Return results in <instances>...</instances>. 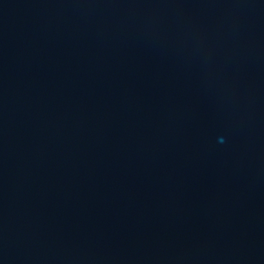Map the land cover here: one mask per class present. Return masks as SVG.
Returning <instances> with one entry per match:
<instances>
[{
  "label": "water",
  "instance_id": "water-1",
  "mask_svg": "<svg viewBox=\"0 0 264 264\" xmlns=\"http://www.w3.org/2000/svg\"><path fill=\"white\" fill-rule=\"evenodd\" d=\"M0 264H264V0H0Z\"/></svg>",
  "mask_w": 264,
  "mask_h": 264
}]
</instances>
